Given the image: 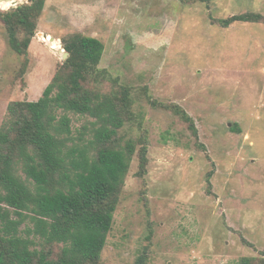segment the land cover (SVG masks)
Listing matches in <instances>:
<instances>
[{"label": "rangeland", "instance_id": "1", "mask_svg": "<svg viewBox=\"0 0 264 264\" xmlns=\"http://www.w3.org/2000/svg\"><path fill=\"white\" fill-rule=\"evenodd\" d=\"M30 1L0 0V12ZM246 12L264 16V0H46L28 55L11 49L0 19V127L10 102L38 100L64 61L45 35L62 49L70 33L100 39L112 79L99 86L135 93L148 172L137 175L135 156L105 264H241L264 254V21L223 23ZM145 90L184 107L199 140ZM71 117L74 130L92 120Z\"/></svg>", "mask_w": 264, "mask_h": 264}, {"label": "trees", "instance_id": "2", "mask_svg": "<svg viewBox=\"0 0 264 264\" xmlns=\"http://www.w3.org/2000/svg\"><path fill=\"white\" fill-rule=\"evenodd\" d=\"M45 2L0 12L13 51L28 55ZM262 21L263 15L246 12L223 23ZM52 38L43 41L61 50ZM61 41L68 56L42 96L10 102L0 127V264H105L102 252L135 156L137 175L148 172L149 130L135 110L132 87L99 86L112 79L100 68L104 43L78 32ZM144 96L172 111L199 140L184 107L153 99L147 90ZM71 114L92 120L74 130ZM130 125L141 131L135 138L126 131ZM241 264H264V254L243 257Z\"/></svg>", "mask_w": 264, "mask_h": 264}, {"label": "water", "instance_id": "3", "mask_svg": "<svg viewBox=\"0 0 264 264\" xmlns=\"http://www.w3.org/2000/svg\"><path fill=\"white\" fill-rule=\"evenodd\" d=\"M47 36V35H46ZM53 40H54V38H52ZM62 52H65V49H62ZM68 56V53L67 52H65V54H64V58H66Z\"/></svg>", "mask_w": 264, "mask_h": 264}, {"label": "bare ground", "instance_id": "4", "mask_svg": "<svg viewBox=\"0 0 264 264\" xmlns=\"http://www.w3.org/2000/svg\"><path fill=\"white\" fill-rule=\"evenodd\" d=\"M62 50V49H61ZM61 50H59V51H61Z\"/></svg>", "mask_w": 264, "mask_h": 264}]
</instances>
